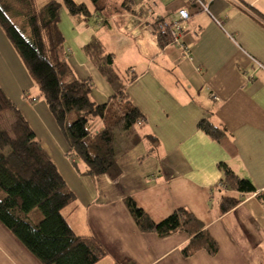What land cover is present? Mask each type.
Masks as SVG:
<instances>
[{"label":"crops","instance_id":"1","mask_svg":"<svg viewBox=\"0 0 264 264\" xmlns=\"http://www.w3.org/2000/svg\"><path fill=\"white\" fill-rule=\"evenodd\" d=\"M204 2L207 10L190 0H132L130 9L108 22L92 12L88 21L75 23L65 8L60 11L68 60L77 76L91 79L92 98L108 103L114 93L83 49L96 35L113 54L127 95L145 117L136 126L139 142L123 152V138L117 147L116 179L80 174L66 156L68 146L46 103L20 99L19 88L31 79L6 50L0 29L7 52L0 55V85L18 97L16 104L75 194L62 209L69 226L104 247L95 264H264V192L243 196L226 213L218 207L221 196L233 194L219 185V162L248 178L257 191L264 188V0ZM183 7L191 14L181 24L187 50L161 46L154 23L175 19ZM201 120L220 124L227 135L212 139L198 127ZM128 196L154 221L179 207L190 210L217 241V253L201 249L184 257L188 233L141 232L125 205ZM0 264L41 263L0 223Z\"/></svg>","mask_w":264,"mask_h":264},{"label":"trees","instance_id":"2","mask_svg":"<svg viewBox=\"0 0 264 264\" xmlns=\"http://www.w3.org/2000/svg\"><path fill=\"white\" fill-rule=\"evenodd\" d=\"M90 2L92 9L87 3L74 0H48L42 5L36 0H0V29L29 78L37 84L38 96L44 99L63 136L68 146L66 156L75 169L82 175L106 174L116 179L120 174L117 147L123 138V152L139 142L136 126L145 117L127 95L125 79L113 65V54L96 35L83 49L114 93L108 103L92 98L91 79L77 76L68 60L59 26L60 11L65 8L75 23L88 21L92 12L108 22L107 17L130 9L132 0ZM157 24L153 25L157 42L161 46L170 44V37L162 35ZM7 110L12 112L13 119L7 129L0 126V223L41 264H95L105 255L104 247L93 237L77 235L69 226L62 209L75 200V194L28 120L0 85V114ZM198 127L216 141L227 135L224 127L210 120L199 121ZM146 138L151 143L155 141L152 135ZM218 167L222 174L219 185L233 192L218 201L220 212L226 213L243 196L257 190L248 178L237 175L225 162H219ZM259 195L260 192L255 196ZM124 202L141 232H153L160 237L178 231L188 233L189 239L181 247L184 257L201 249L209 255L217 253V241L190 210L179 207L154 221L130 196ZM34 208L41 212L36 222L29 218Z\"/></svg>","mask_w":264,"mask_h":264},{"label":"rangeland","instance_id":"3","mask_svg":"<svg viewBox=\"0 0 264 264\" xmlns=\"http://www.w3.org/2000/svg\"><path fill=\"white\" fill-rule=\"evenodd\" d=\"M38 5H42L44 4L46 1L48 0H36ZM75 2H86L88 4H91L90 0H74ZM92 5V4H91ZM92 8V6H91ZM2 32V31H1ZM2 35L4 36V42L6 41V50H8L9 54L11 53L12 55H15L18 57L15 49L13 48L12 44L10 43V41L7 39V37L4 35V33L2 32ZM0 47L2 48V53L0 52V55L4 57V55H7V52L4 48V46L0 45ZM12 50V51H11ZM5 58V57H4ZM19 58V57H18ZM10 72V70H8ZM4 73V71L2 72ZM10 75L12 77L11 80H13V76L10 72ZM4 90V89H3ZM20 92L19 94H21V97L20 99L23 100L25 98H29V100H31V102H35L36 100L39 101H44V99L41 97V96H38L39 94V89H38V86L37 84L31 79V83H29L28 85H22L20 88H19ZM6 91L5 93L8 95V97L16 104V102L18 103L19 102V99L18 97L14 98L10 95V92L8 90H4ZM12 97V98H11ZM17 99V100H16ZM16 101V102H15ZM17 105V104H16ZM17 107L20 109V106L17 105ZM21 110V109H20ZM22 112V110H21ZM24 115V114H23ZM13 119V114L10 110H7V111H4L0 114V126L4 129H7L9 127V124L10 122L12 121ZM69 119H73V116H69ZM69 120V121H70ZM41 217V212L39 209L37 208H34L32 209L30 212H29V218L32 219V221L36 222L40 219Z\"/></svg>","mask_w":264,"mask_h":264},{"label":"built area","instance_id":"4","mask_svg":"<svg viewBox=\"0 0 264 264\" xmlns=\"http://www.w3.org/2000/svg\"><path fill=\"white\" fill-rule=\"evenodd\" d=\"M196 8L207 10V5L204 0H190ZM191 14L189 9L186 7L180 8L177 11V17L170 21L161 20L158 21L157 29L162 35H167L170 37V43L181 46L185 51L187 50L185 44L182 42L181 38L183 36L184 30L182 23L190 18ZM217 23L221 24L220 19H215ZM259 192H264V188L261 191H256L248 194L247 196H255Z\"/></svg>","mask_w":264,"mask_h":264}]
</instances>
